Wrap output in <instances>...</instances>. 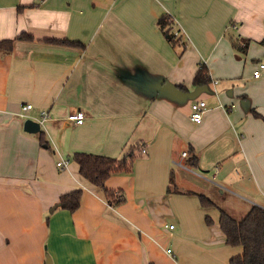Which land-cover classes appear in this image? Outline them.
I'll return each mask as SVG.
<instances>
[{
	"label": "crops",
	"instance_id": "1",
	"mask_svg": "<svg viewBox=\"0 0 264 264\" xmlns=\"http://www.w3.org/2000/svg\"><path fill=\"white\" fill-rule=\"evenodd\" d=\"M22 33L0 52V264H232L221 209L264 208V0H0V40ZM43 110V133L26 131ZM132 146V172L106 181L115 207L73 154ZM77 188L76 211H51Z\"/></svg>",
	"mask_w": 264,
	"mask_h": 264
},
{
	"label": "trees",
	"instance_id": "2",
	"mask_svg": "<svg viewBox=\"0 0 264 264\" xmlns=\"http://www.w3.org/2000/svg\"><path fill=\"white\" fill-rule=\"evenodd\" d=\"M171 21L167 16L160 19L162 28L170 25ZM172 43L177 44L181 41V36L176 37L174 33L167 31ZM29 34L22 33L15 38L0 40V52L3 54L11 53L14 49L15 42L18 39H32ZM66 44H76V42L67 39L54 40ZM248 42L242 46L236 47L246 51ZM207 66H201L196 74L194 84H204L210 81ZM43 132L41 131V134ZM41 139L44 142L43 135ZM137 146L129 148L128 152L122 158H116L106 155L93 154L87 152H75L73 158L78 162L80 173L91 183L100 188V194L112 206H119L126 201L123 190L110 189L106 186V181L112 175L131 173L136 157ZM83 189L77 188L64 193L58 200L59 207L68 209L71 212L76 211L81 205ZM201 203L204 206H214L215 201L207 195H199ZM209 222V218L207 219ZM221 227L226 235V242L229 245H242L243 253L236 255L231 259L232 264H264V208L259 205H252L250 210L242 217H236L221 209L220 218Z\"/></svg>",
	"mask_w": 264,
	"mask_h": 264
},
{
	"label": "built area",
	"instance_id": "3",
	"mask_svg": "<svg viewBox=\"0 0 264 264\" xmlns=\"http://www.w3.org/2000/svg\"><path fill=\"white\" fill-rule=\"evenodd\" d=\"M264 69V62L259 63V67L254 71V76L259 78L262 75V71ZM22 108L24 110L31 109L33 108V105L31 103L23 105ZM207 110V103L204 100H198L194 101L191 104V119L195 122H201L203 119V115ZM49 117V112L47 110L42 111L41 119L39 120L40 124H43L47 118ZM68 119L70 121H74L77 123H82L85 119V113L82 110L73 112L69 114ZM144 152L146 151L145 149L143 150ZM184 155H187V152L183 153ZM69 163V160H61L58 162V165L61 167H66ZM217 171V170H216ZM217 175V172L215 173ZM175 227L174 224L170 225V228L173 229ZM169 253L172 252L171 249L167 250Z\"/></svg>",
	"mask_w": 264,
	"mask_h": 264
},
{
	"label": "water",
	"instance_id": "4",
	"mask_svg": "<svg viewBox=\"0 0 264 264\" xmlns=\"http://www.w3.org/2000/svg\"><path fill=\"white\" fill-rule=\"evenodd\" d=\"M24 129L30 133H38L41 131V124L35 119L27 118L24 122ZM57 206H59L58 203L53 206L51 211H54Z\"/></svg>",
	"mask_w": 264,
	"mask_h": 264
},
{
	"label": "rangeland",
	"instance_id": "5",
	"mask_svg": "<svg viewBox=\"0 0 264 264\" xmlns=\"http://www.w3.org/2000/svg\"><path fill=\"white\" fill-rule=\"evenodd\" d=\"M226 193L228 194V192H226ZM220 196H221V195H219V194L216 195V196H214V198L217 199L216 201H217V203H218L219 205H222V206H223V205L226 203L225 205L228 206V208L230 207V205H231V206H235V205L233 204V202H232L233 200L227 203V200H231V199L228 197V195L226 196V200H225V198H220V199H219ZM235 211H236V212H235ZM240 211H241L240 208L238 207V205H236V209L234 210V212H233L234 214H233V215H236V216H237V215H241V214L239 213Z\"/></svg>",
	"mask_w": 264,
	"mask_h": 264
}]
</instances>
